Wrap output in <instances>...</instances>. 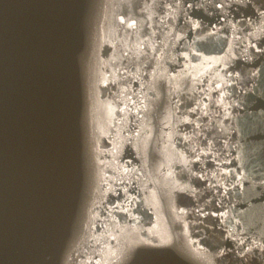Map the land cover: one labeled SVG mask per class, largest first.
Segmentation results:
<instances>
[{"label": "water", "instance_id": "95a60500", "mask_svg": "<svg viewBox=\"0 0 264 264\" xmlns=\"http://www.w3.org/2000/svg\"><path fill=\"white\" fill-rule=\"evenodd\" d=\"M0 264H264V0H0Z\"/></svg>", "mask_w": 264, "mask_h": 264}, {"label": "snow or ice", "instance_id": "6c2138e0", "mask_svg": "<svg viewBox=\"0 0 264 264\" xmlns=\"http://www.w3.org/2000/svg\"><path fill=\"white\" fill-rule=\"evenodd\" d=\"M190 122V121H189ZM187 137H185V139H186ZM201 160V157H199V156H197L196 158H195V162H199Z\"/></svg>", "mask_w": 264, "mask_h": 264}]
</instances>
